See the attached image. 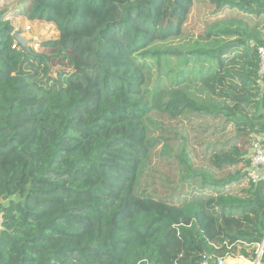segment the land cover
Listing matches in <instances>:
<instances>
[{
	"label": "trees",
	"instance_id": "obj_1",
	"mask_svg": "<svg viewBox=\"0 0 264 264\" xmlns=\"http://www.w3.org/2000/svg\"><path fill=\"white\" fill-rule=\"evenodd\" d=\"M203 1L232 14L208 23L211 47L193 51L208 66L196 63L194 74L167 89L149 88L138 58L159 62L151 46L182 36L194 0H21L17 15L58 32L42 40L48 55L13 48L14 27L0 10V199L8 200L0 204V264L254 261L264 239V181L235 186L264 129L256 51L264 0ZM153 114L232 123L236 141L220 145L210 164L235 172L220 179L198 172L182 147L177 159L187 175L169 196L143 189L162 140L149 128ZM197 177L199 190L183 198L184 184Z\"/></svg>",
	"mask_w": 264,
	"mask_h": 264
},
{
	"label": "rangeland",
	"instance_id": "obj_2",
	"mask_svg": "<svg viewBox=\"0 0 264 264\" xmlns=\"http://www.w3.org/2000/svg\"><path fill=\"white\" fill-rule=\"evenodd\" d=\"M20 2L21 0H6L0 3V10L5 8V17L14 27V33L22 31L21 35L32 41L29 47L34 52L48 55L50 50L43 47L42 40L56 39L58 35L56 28L52 24L30 21L22 15H17L16 13L20 9ZM212 10L213 8L207 2L194 0V5L182 27V36L151 46L150 50H159L162 53L163 56H160L159 62L156 63L149 57L138 58L139 63L145 66L149 88L160 87L167 89L176 82L183 81L185 77L188 78L189 73L194 74L199 69V66H195L196 63L202 64L205 68L208 66V64L204 63L205 57H199L193 51L207 44L205 48L211 47V41L205 40L208 23L232 14L227 10L219 11L218 13H214ZM253 24L250 23L251 27H253ZM176 51L180 54L175 55L174 52ZM166 52L172 54L167 55ZM185 60L189 62V66L184 65ZM58 61L55 59L51 62L53 72L60 68ZM181 86L194 94V96L198 95L201 99L206 98L204 91L199 86L190 85L188 87L187 83H183ZM151 118L155 124V127H149L151 132L155 137H160L162 140L156 143L152 150V159L145 170L142 182L143 189L151 192L154 196H169L172 184L176 185L175 183H179L182 176L187 175L177 159L182 147L186 148L191 164L198 172L211 173L217 179L235 172L236 166L219 172L214 170L210 164L211 154L221 148L220 145L226 144V147H228L236 141V130L232 123L227 122L225 119L196 117L192 116V114H185L175 120L161 117L157 114H153ZM165 139H170V151L169 155L163 156L159 153L166 143ZM199 183L200 177L189 181V183L186 182L185 186H183V193L181 192L182 195L185 194L183 198L191 197L195 191H198L200 188ZM246 185L247 182L242 181L240 186H235V188L240 190ZM7 203L8 200L0 199L1 205H6ZM1 218L2 213H0V223ZM226 264H229L228 258H226Z\"/></svg>",
	"mask_w": 264,
	"mask_h": 264
},
{
	"label": "built area",
	"instance_id": "obj_3",
	"mask_svg": "<svg viewBox=\"0 0 264 264\" xmlns=\"http://www.w3.org/2000/svg\"><path fill=\"white\" fill-rule=\"evenodd\" d=\"M14 33V32H13ZM16 41L13 48L17 47ZM258 57L257 76L260 83L264 82V44L256 48ZM247 159L248 166L244 170V179L247 183L257 184L264 181V129L253 137V143L249 149ZM229 259V258H228ZM264 239L256 245L255 259L251 264H263ZM199 264H214L210 258L203 259ZM215 264H226V258H216Z\"/></svg>",
	"mask_w": 264,
	"mask_h": 264
},
{
	"label": "water",
	"instance_id": "obj_4",
	"mask_svg": "<svg viewBox=\"0 0 264 264\" xmlns=\"http://www.w3.org/2000/svg\"><path fill=\"white\" fill-rule=\"evenodd\" d=\"M22 31H18L13 34V37L16 41V44L25 52L29 51V44L32 42L31 40L26 39L21 35ZM1 224V223H0Z\"/></svg>",
	"mask_w": 264,
	"mask_h": 264
},
{
	"label": "crops",
	"instance_id": "obj_5",
	"mask_svg": "<svg viewBox=\"0 0 264 264\" xmlns=\"http://www.w3.org/2000/svg\"><path fill=\"white\" fill-rule=\"evenodd\" d=\"M245 262L251 264L250 261H248V260H246L245 258H242V257H240V258H236V259H232V258H229V259H228V263H229V264H245ZM263 264H264V263H263Z\"/></svg>",
	"mask_w": 264,
	"mask_h": 264
},
{
	"label": "clouds",
	"instance_id": "obj_6",
	"mask_svg": "<svg viewBox=\"0 0 264 264\" xmlns=\"http://www.w3.org/2000/svg\"><path fill=\"white\" fill-rule=\"evenodd\" d=\"M14 34V33H13Z\"/></svg>",
	"mask_w": 264,
	"mask_h": 264
}]
</instances>
